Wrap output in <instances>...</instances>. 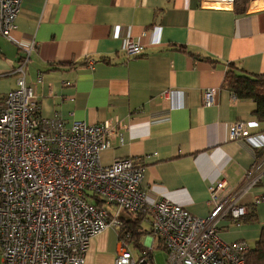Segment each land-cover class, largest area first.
<instances>
[{"label": "crops", "instance_id": "crops-1", "mask_svg": "<svg viewBox=\"0 0 264 264\" xmlns=\"http://www.w3.org/2000/svg\"><path fill=\"white\" fill-rule=\"evenodd\" d=\"M15 24L8 37L0 34V100L15 87L13 70L28 50L25 81L41 117L127 125L100 162L138 157L150 202L167 199L205 216L208 185L224 176L256 221L222 219L219 234L254 247L264 226V122L252 99L234 96L222 82L229 62L264 73V0H235L228 8H201L197 0H21ZM130 39L143 46L135 56L124 52ZM251 120L259 124L249 138L229 139L231 123ZM246 170L257 177L251 185ZM121 218H138L143 231L140 248L128 244L134 264L156 263V250L165 259L147 214ZM122 232L106 228L92 237L84 264H113Z\"/></svg>", "mask_w": 264, "mask_h": 264}, {"label": "built area", "instance_id": "built-area-1", "mask_svg": "<svg viewBox=\"0 0 264 264\" xmlns=\"http://www.w3.org/2000/svg\"><path fill=\"white\" fill-rule=\"evenodd\" d=\"M197 1L201 8H228L235 0ZM20 4L21 0H0L3 36L15 29ZM142 48L130 39L124 52L135 56ZM27 59L28 50L13 70L15 87L0 100L1 264H84L91 238L106 228L119 230L121 212L147 214L153 236L164 246V264L246 263L248 244L223 240L218 231L220 220H235L248 212L224 176L208 185L205 216L167 199L146 200L141 185L144 167L138 157L100 162V152L113 138L121 140L127 125L108 119L66 125L59 116L41 117L33 89L25 81ZM212 94L211 89L204 91V106L211 105ZM258 122L231 123L229 139L249 138ZM244 175L249 185L257 178L251 170ZM104 204L113 205V211ZM113 264H134L125 237L119 240Z\"/></svg>", "mask_w": 264, "mask_h": 264}, {"label": "trees", "instance_id": "trees-1", "mask_svg": "<svg viewBox=\"0 0 264 264\" xmlns=\"http://www.w3.org/2000/svg\"><path fill=\"white\" fill-rule=\"evenodd\" d=\"M247 1L242 0L243 3ZM222 86L240 99H252L256 103V118L264 122V73L252 74L246 72L235 62H229L226 66ZM97 204L100 205L101 202L99 201ZM123 220L122 218V225L119 229L123 230L121 236L125 237L127 243L131 244L133 248H140L138 238L143 231L138 230V218ZM254 221H256L254 209L233 220L235 224ZM245 264H264V226L260 229L254 247L249 248Z\"/></svg>", "mask_w": 264, "mask_h": 264}, {"label": "rangeland", "instance_id": "rangeland-1", "mask_svg": "<svg viewBox=\"0 0 264 264\" xmlns=\"http://www.w3.org/2000/svg\"><path fill=\"white\" fill-rule=\"evenodd\" d=\"M227 222H229V221H227ZM218 224H219V223H218ZM253 243H254V242H253L252 240L249 242L250 245H253ZM135 254H137V252H135ZM153 254L155 255L156 260H157V262L154 263V264H164V263H165L166 255H165V259H164L163 254H162L160 251H157V250L154 251ZM154 255H153V256H154ZM0 264H1V254H0Z\"/></svg>", "mask_w": 264, "mask_h": 264}, {"label": "water", "instance_id": "water-1", "mask_svg": "<svg viewBox=\"0 0 264 264\" xmlns=\"http://www.w3.org/2000/svg\"><path fill=\"white\" fill-rule=\"evenodd\" d=\"M139 264H149L146 260H141L140 262H139Z\"/></svg>", "mask_w": 264, "mask_h": 264}]
</instances>
